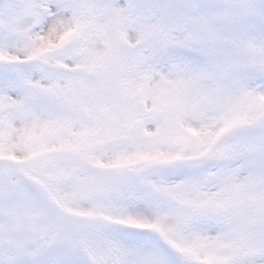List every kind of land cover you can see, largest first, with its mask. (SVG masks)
<instances>
[{"label":"snow or ice","instance_id":"1","mask_svg":"<svg viewBox=\"0 0 264 264\" xmlns=\"http://www.w3.org/2000/svg\"><path fill=\"white\" fill-rule=\"evenodd\" d=\"M0 264H264V0H0Z\"/></svg>","mask_w":264,"mask_h":264}]
</instances>
